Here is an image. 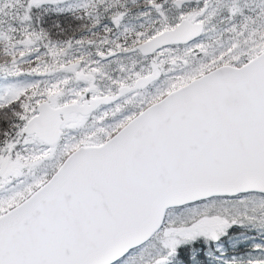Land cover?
<instances>
[{
	"label": "snow or ice",
	"instance_id": "snow-or-ice-1",
	"mask_svg": "<svg viewBox=\"0 0 264 264\" xmlns=\"http://www.w3.org/2000/svg\"><path fill=\"white\" fill-rule=\"evenodd\" d=\"M0 264H264V0H0Z\"/></svg>",
	"mask_w": 264,
	"mask_h": 264
}]
</instances>
